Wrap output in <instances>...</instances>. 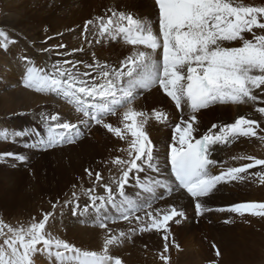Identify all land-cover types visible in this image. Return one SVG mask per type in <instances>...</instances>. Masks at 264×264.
<instances>
[{
  "label": "snow or ice",
  "instance_id": "obj_1",
  "mask_svg": "<svg viewBox=\"0 0 264 264\" xmlns=\"http://www.w3.org/2000/svg\"><path fill=\"white\" fill-rule=\"evenodd\" d=\"M154 5L158 10L154 19L110 8V16L96 17L85 23L84 33L93 26V38L97 42L103 39L132 46L133 50L118 66L85 63L84 67L91 71L81 72L80 61L64 60L56 61L46 69L21 56L19 59L26 61L23 86L62 98L82 118L77 123H70L59 115L41 112L39 119L45 134L35 129L30 132L5 130L0 131V141L11 137L15 143L17 137L32 136L35 142L24 146L46 151L75 143L82 136L80 125L87 130L100 125L121 139L130 135L128 148L121 149L127 152V158L113 161L120 170L118 178L112 179L115 190L109 184L103 185L105 195H96L94 187L86 189L85 195L91 203L82 209L76 203L79 197L75 191L72 192L73 199L64 203L74 205L73 215L79 211L87 213L91 208L97 220L95 226L102 229H107L109 222L123 220L131 224L135 220L141 225V233L163 230L165 243L159 259L169 264L166 255L170 237L168 225L174 218H186L185 212L173 206L157 209L154 215L149 209L156 200L183 190L194 202L197 215H203L214 210L207 206L204 198L217 190L218 185L255 177L264 184V159L236 155L233 160L251 162L225 168L223 163L211 158L214 146H229L241 137H255L264 144V134H259L264 133V128L254 119L241 117L233 123L212 124L201 131L197 117L202 110L218 104L257 100L253 90L264 86V5L245 4L241 0H154ZM232 42H239V46H227ZM11 43L15 41L0 30V48L7 50ZM157 88L174 102L180 114L173 124L174 134L166 157L171 177L153 179L148 173H161L160 157L145 126L153 117L161 123L168 122L169 118L162 111H153L150 116L135 110L133 105L144 92ZM121 110L124 133L120 127L106 122L108 116ZM256 110L264 114V107ZM7 157L22 163L28 160L26 155L12 152L0 155V160ZM257 167V172H249ZM214 169H219L218 174ZM85 171L90 178L93 176L91 170ZM141 173L145 174L144 179ZM100 180L101 175L96 172L95 182ZM130 180L138 189L134 194L125 190ZM157 189H164V196H157ZM59 204V200L53 203V210ZM215 211L264 218V202L235 203ZM52 215V212L45 213L41 222L32 223L28 228L14 229L0 222V234L6 235L5 228L10 234L3 241L6 247L0 246V264H34L33 257L44 253L48 258H54L56 264H122L121 259L109 254V246L120 243L127 235L125 232H120L119 237L106 236L102 251L82 250L45 232ZM231 222V219L224 221L226 224ZM175 246L179 248V245ZM212 247L215 256L221 257L219 248L215 244Z\"/></svg>",
  "mask_w": 264,
  "mask_h": 264
},
{
  "label": "bare ground",
  "instance_id": "obj_2",
  "mask_svg": "<svg viewBox=\"0 0 264 264\" xmlns=\"http://www.w3.org/2000/svg\"><path fill=\"white\" fill-rule=\"evenodd\" d=\"M241 2L251 5H264V0H241ZM0 5L3 6V8L5 7V15L0 18V30L4 31L12 41H15V43H11L9 47H16L19 51L16 54L18 60H16L15 56L12 61L16 62L17 67L21 70L24 69L23 64L26 63V61L22 62L19 59L21 56L27 57V60H31L37 67L46 69H49L51 64L56 61L64 60L80 61L81 63L78 67L81 72L91 71V69L84 67L85 63L95 65L96 62H100L118 66L119 62L133 50L132 46L125 45L120 41L113 42L103 39L97 42V40L93 38V26H89V32L84 33L85 23L90 19L94 20L96 17L106 18L110 16L111 12L108 11L110 8L118 11L132 12L135 16L140 18L148 17L154 19L158 16V10L154 5V0H0ZM44 35H48L50 40L58 45H61V42L58 40L64 39L67 42L65 43L66 49L64 47L63 50L60 49V51L54 53L51 48L48 49L49 45H47L48 48L47 51H45L47 46H45L43 41ZM246 35L250 36V34ZM227 46H239V42H232V44ZM78 48H82L83 51H73ZM14 52L16 51L14 50ZM64 53L71 54L64 55ZM5 59V53L0 48V61L3 60L4 64L8 65L9 61L5 62ZM66 66L71 67V65ZM7 70V74H4V79L8 81L10 70ZM4 72H6V70H4ZM93 75H95V73H93ZM4 79L2 83L6 84L7 81ZM161 91L162 90L157 88L149 92H144L133 105L135 110L144 111L150 116L153 111L158 110L168 115L169 119L166 123L157 122L153 117L145 126V130L149 134L150 139L153 141V144L156 145L155 152L158 153L160 157L158 163L167 162L165 156L167 155L171 137L174 134L173 124L178 121L180 114V111L178 113V109H176L173 104L174 102H172L169 97L166 96L168 99L164 97ZM253 92L257 96L255 102L247 101L243 104H218L202 110L197 114L201 131L210 128L213 124L211 121H213L214 124L220 125L233 123L236 119L241 117L254 119L260 124L261 128H264V114L256 110L260 107H264V86L260 89H254ZM52 100L54 99H49L42 93L25 88L22 82L21 88L16 92V105L19 107L20 111L17 109L19 113L9 120V122H11L10 124L8 122H3L4 128L15 127V131L30 132L32 129L23 128L24 126L26 127L25 124H27L30 128H34L38 131L40 130L43 135L45 134L44 128H42V130L39 129L43 126L39 119V114L41 112L59 116L62 115L65 118L64 120L70 123H77L79 119L82 118L78 113L71 112L67 107L60 105L58 102H53ZM171 104L174 106L172 110L170 108ZM27 110H30L32 114L29 116L26 115ZM207 116L211 117L208 118ZM122 119L123 112L118 111L116 115L107 117L106 122L111 123L113 127H120L122 133H124L123 123H121ZM81 126L82 125H80V127ZM81 130L82 136L75 143L66 144L46 151L39 149L40 153L34 152L35 150L32 148L29 150L26 149V147L20 149L22 154L28 157L26 163L17 162L11 157L0 160V216L4 217L3 219L14 221L15 224H13V226L21 227L22 225L17 223V221H19L17 215H20L22 217L21 219L29 220L34 217L33 215L39 214L42 209L43 201L54 202V200H52L53 198H57L56 200H58L64 195H69L75 189L79 192L82 188L85 189L88 187L89 183L86 179L88 177L85 171L86 169L91 170L95 175L96 172L101 170V163L105 162L103 161L104 159L115 155H123L125 159L127 158V152L121 151V149L128 148V141L131 139L130 135H126L125 139H121L116 137L113 133L108 132L107 129L100 125H94L91 130H87L86 132L83 131L82 128ZM0 131H2L1 128ZM26 137L30 136H25L23 138ZM34 142V137L25 141V143L30 144ZM262 145L263 144L255 137H241L237 142L229 146H214L211 158L223 163V165L242 166L251 161H236L233 160L232 157L242 154L251 155L260 159L259 155H261V150H263ZM5 147L6 145L1 142L0 155H3L5 152L14 153V151L11 150H4ZM16 153L18 154L17 150ZM99 159L101 163H99ZM24 166H27V168L24 169ZM218 170L219 169H214L215 173L218 172ZM258 170L259 167L250 169L249 172L253 173ZM164 174L165 177H171L170 165H168ZM119 175L120 171L118 176ZM140 175L141 178H145L144 173ZM148 176L153 179L157 178L156 173L154 176H152V173H148ZM133 184L134 182L130 180L129 185L125 186L127 193L137 191ZM74 185L75 187H73ZM224 192L229 198L226 199L229 205L235 204V202L241 203L245 199L249 202H264V184L259 182L258 177L239 183L232 182L230 184L218 185L217 190H214L211 195L216 197L214 199L215 201H218L220 198L219 195L223 196ZM164 193L165 191L163 190V194ZM232 195L235 196L234 198H236V200L231 198L233 197ZM162 201L168 204V206H177L178 209H180L179 207L186 209L187 206L194 205L192 199L183 190L173 191L171 195L164 196V200ZM222 206L223 204L221 207ZM215 207L217 208V206ZM89 215H91L90 218L94 221L92 213H83L79 220H81L80 223L84 226H76L75 228L76 230L78 229V232H72L73 234L75 233L74 236H77V234L78 236L80 234V236L73 238V240L70 239V241L66 238L65 241L68 240L67 242L72 243L82 250L99 252L103 250V241L101 242V240L98 239V229L94 228V230L92 229L93 231H89L91 229L88 225H90L89 223H93V221H89V218L86 219ZM232 215L235 214L227 213L226 217L232 220L230 227L236 230L235 234H237V236L243 232L245 235H258L261 237V240H264V218L250 215L233 218ZM236 216L238 215L236 214ZM64 219L65 223H73L75 221L72 210H69V212L64 215ZM64 227L66 232L69 225L65 224ZM75 228L70 227L69 231H74ZM49 229L54 232V234L52 233V237L63 239L61 238L62 235L60 236V234H58L60 231L58 227L54 229L50 227ZM238 229L240 232L237 233ZM206 232L210 234L209 231ZM233 233L232 235H234ZM92 235L94 238H91ZM219 236L221 237L222 235L220 234ZM260 245H262V242L250 245L249 250L255 254V257L253 256L255 261L249 264H264V251L261 252L260 250L259 252V247H262ZM240 251H242L244 255L246 254L242 248ZM33 259L34 264H56L54 258H48L46 253L36 254ZM249 260L251 261V259Z\"/></svg>",
  "mask_w": 264,
  "mask_h": 264
},
{
  "label": "rangeland",
  "instance_id": "obj_3",
  "mask_svg": "<svg viewBox=\"0 0 264 264\" xmlns=\"http://www.w3.org/2000/svg\"><path fill=\"white\" fill-rule=\"evenodd\" d=\"M4 9H5V7L3 8V6L0 5V18L3 15H5ZM43 41L45 43V46L49 45V48L47 46L46 49L51 48L52 52H54V53H56V51H60V49L63 50L64 47L66 49L65 43H67V42L64 39L58 40L61 42L60 43L61 45H64L63 48L59 47L60 45L55 44L54 41L50 40L48 35H44ZM56 47H58V48H56ZM1 49L5 53V58H6L5 62L6 61L7 62L9 61V62H8V65H6V64H4L3 60L0 61V83H1L0 84V128L2 131L7 130V131L11 132V131H15L16 128L15 127L4 128L5 126H4L3 122L4 123L8 122L10 124L11 122H9V120H11L12 117H15V115L19 113L17 111V109H19V107H17V105H16V92L19 88H21V85L23 82L22 77L24 74V69L23 70L19 69L16 65L17 63L12 61V59L15 58L16 54L19 52L16 47H8L7 50H4L3 48H1ZM14 50L16 52H14ZM17 57L18 56H16V60H18ZM7 69L10 70V73H9L10 76L8 78V81H7V79L6 80L4 79L5 78L4 74L5 73L7 74V71H8ZM4 70H6V72H4ZM3 79L5 81H7L6 84L2 83ZM162 93H163V91H161V94ZM42 94H44V93H42ZM44 95H45V97H47L49 99H54V100H52L53 102L54 101L58 102L60 105L67 107L71 112L77 113L75 111L74 107L72 105L68 104L67 102H65L62 98H58L54 94H44ZM163 96L166 97L165 94ZM14 99H15V101H14ZM2 102H4V103H2ZM173 104H171V106H170L171 110L174 108ZM19 111H20V109H19ZM179 111L180 110H178V113H179ZM31 114H32V112H30V110H27L26 115L29 116ZM79 115H81V114H79ZM60 117L62 120L65 119L62 115ZM207 117L209 118L211 116H207ZM211 122L214 124L213 121H211ZM25 125H26V127L23 125L24 126L23 128H29V130L34 129V128H30V126H28L27 124H25ZM42 128H43V126L39 129L42 130ZM81 128L83 129V131H85V132L87 131V129H84L83 125L81 126ZM20 129H21V127H20ZM32 130H30V131H32ZM259 134H264V133H259ZM31 138H33V137L32 136L26 137V138L17 137L16 142L14 143L12 138L10 137L9 140L0 141V143L2 142L6 145L5 148H7V149L4 148V150L14 151L15 154H17L16 153V150H17L18 154H22V151L20 149H24L25 148L24 145L26 144L25 141H28ZM27 144H30V143H27ZM262 146H263L262 147L263 150H261V153H260L262 156L259 155L260 159H264V144ZM26 149L29 150L31 148H26ZM33 150H35L34 152H36V153H40L39 148L33 149ZM165 157H167V155ZM116 158L125 159V157L123 155H121V156L115 155V156H112L110 158H106L103 160L105 162H102V163L99 159V163H101V168H100L101 170H99L98 172L101 175V180L99 182H95V175L93 174V176L91 178L89 176L86 178L87 182L89 183L88 187H86L85 189L82 188V190L79 192H77V189L74 190L79 197V199H78V201H76V203H78L80 205L81 209L84 207V205L91 203L88 196L85 195L86 189H89L90 187L91 188L94 187L96 195H105V190H104L103 185L109 184L115 190L116 185L112 183V179L118 178V174L120 171L119 166H117L115 163H113L114 159H116ZM228 165L229 164H224V167L227 168ZM8 167H10V166H8ZM159 167H161V173H156L157 178H165L164 173H165L166 169L168 168V163L167 162H164V163L159 162ZM25 168H27V166H24V169ZM218 172H219V170H218ZM218 172H216V173L218 174ZM154 175H155V173H152V176H154ZM111 176H112V178H111ZM142 179H144V178H142ZM160 190L161 189H157V196H164V194H163L164 189H162L161 191ZM137 191H138V189H137ZM135 192L136 191H134V192L131 191L130 194H134ZM142 195H143V193H142ZM232 196L233 197H231V198L236 200V198H234L235 196L234 195H232ZM219 197L220 198L218 201H215L214 199L216 197H214L212 195H210L209 197H206L204 199V200H206L205 202H206L207 206L213 208L214 210L211 212H205L203 215H197L194 205L187 206L186 207L187 210L179 207L181 210H183L185 212L186 218L177 217V218H174L172 221L169 222V225H168L169 232H170V237H169V242H168L169 243V250L166 253V255L169 256V264H213L214 261H217L218 264H249L250 262L255 261L254 260L255 254L249 250L250 245H255V244H258L259 242H262V245H260L262 247H259L260 248L259 252H260V250H261V252L264 251V240H261L260 236H258V235L252 236L249 234L245 235V234H243V232H242V234L237 236V234H235L236 230H234L230 227L231 223H229V225H228V223H227V225H226V223H224V221L228 219V217H226L228 212H218V211H215V209H217V208H228L231 205H229L228 202H226V199H229V198L226 196L225 192L223 193V196L219 195ZM56 199L57 198L52 199V200H54V202L43 201L41 211L39 209V211H40L39 214L33 215L34 217H32L29 220L21 219L22 217L20 215H17L19 218V221H17V223H20L22 225L21 227L13 226V224H15L14 221H9V219L5 220V219H3L4 217H1V216H0V222L5 223L6 225H8L14 229L28 228L31 226L32 223L41 222L43 219V215L45 213L52 212L53 215L49 217V220L45 226V232L46 233H50L51 236H53L52 233L54 234V232L52 230H50L49 228L51 227L54 229V228L58 227V229H60V231H59V233L58 232L57 233L60 234V236L61 235L63 236V237L61 236V238H63V240H65L67 238L70 241V239L73 240V238L79 237L80 234H79V236H78V234H77V236L76 235L74 236L75 233L73 234L72 232H78L77 231L78 229L76 230V228H75L76 226L77 227H81V226L83 227L84 226L82 223H80L81 220H79L84 212L79 211L77 215H73L75 223L74 222L73 223H65V219H64V215L66 213H68L69 210H72V214H73L74 205H72V204L66 205L64 203L66 200L73 199L72 192L69 195H64V196L60 197V199H58L60 201V204L53 210L52 204L57 201ZM162 200H164V198L156 200L153 203L152 208L149 209V211H152L153 214L155 215L157 209L166 210V209H170L171 207H173L172 205L168 206V204H165ZM245 200H243L242 202H249V201H247V199H245ZM216 203L219 205H217ZM222 204H223V206L221 207ZM164 205H166V206H164ZM215 206H217V208ZM175 207H177V206H175ZM87 213H89V214L92 213V215L94 217V221L90 218L91 215L86 217V219L89 218V221H93V223H89L90 225H88V226H90V229H91L89 231H93L94 228L98 229V239L101 240V242L103 241L102 245L104 243L105 237L108 235H115V236L119 237L120 232H125L127 234L125 237L121 238L120 243L109 246V254H111L114 258L121 259L122 264H128V263H131V264H164V262L159 259L160 254L163 252L164 243H165V241L163 239V235H164L163 230L156 231L155 229H153V230H150L148 232L141 233L139 231V227L141 225L135 220H133L131 224H129L128 221H123V220H118L116 223L109 222L108 228L102 229V228H99L98 226H95L97 223V220H96V217H95L93 210L91 208H89V211ZM161 214H163V212H161ZM138 215H144V214L138 213ZM232 216H233V218L240 217L239 215L236 216V214L232 215ZM145 220H147L146 216H145ZM177 220H179L180 222L177 223L176 222ZM65 224L69 225V228L66 232L64 229ZM210 225H212V226H210ZM70 227H74L75 228L74 231H71V230L69 231ZM210 227L213 229H211ZM220 227H222V228H220ZM132 229H135V231H131ZM238 230H237V233L240 232V230L239 231ZM206 231H209L210 234H208V232H206ZM228 232H230V233H228ZM4 233L6 235L0 234V246L6 247L3 244V241H4V239L7 238L8 235H10L7 233V228L4 229ZM232 233L234 235H232ZM220 234L222 235L221 237L219 236ZM128 236H130L131 238L129 239ZM91 238H94L93 235L91 236ZM173 240L175 241V244L172 243ZM66 241H68V240H66ZM70 244H72V243H70ZM213 244H215L216 247L219 248V250L221 251V253H222L221 257L215 256V249L212 247ZM175 245H179V248H177ZM241 248L244 251V253H246L245 255L242 253V251H240ZM231 258H233V259H231ZM227 259H228V261H227ZM243 259H244V262H243ZM249 259H251V261Z\"/></svg>",
  "mask_w": 264,
  "mask_h": 264
}]
</instances>
